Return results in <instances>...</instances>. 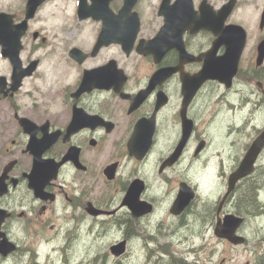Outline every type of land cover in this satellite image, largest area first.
Masks as SVG:
<instances>
[{
  "label": "flooded vegetation",
  "instance_id": "af4514ba",
  "mask_svg": "<svg viewBox=\"0 0 264 264\" xmlns=\"http://www.w3.org/2000/svg\"><path fill=\"white\" fill-rule=\"evenodd\" d=\"M21 25L19 79L2 42L12 43L4 27L13 36ZM230 25L246 32L237 74L229 87L200 83L204 69L233 70ZM263 42L264 0H0V246L13 249L0 264H81L78 237L99 229L121 236L103 259L139 251L143 264H264V148L225 200L211 202L202 177L224 186L264 133ZM227 107L243 114L228 134ZM230 216L237 244L216 230ZM163 219L177 231L161 243ZM181 229L190 233L179 240Z\"/></svg>",
  "mask_w": 264,
  "mask_h": 264
},
{
  "label": "rangeland",
  "instance_id": "374dc122",
  "mask_svg": "<svg viewBox=\"0 0 264 264\" xmlns=\"http://www.w3.org/2000/svg\"><path fill=\"white\" fill-rule=\"evenodd\" d=\"M61 69V68H60ZM63 69V68H62ZM228 108V107H227ZM243 114H237L236 118H233V114H230L229 108H228V112H223L222 113V125L225 126V128L227 129H223L222 131H225L226 134H228L231 130V127L233 126V122L237 119V118H241ZM238 122L242 121L240 119ZM242 129L244 131H248L250 128V125L248 123H242ZM226 136H223L221 138H219V141L225 140ZM233 140V137L230 139V141ZM233 143H241V141L239 140V138L235 137L234 141L230 144L227 145H223L221 146L222 148L219 150V152L224 153H228L229 148L232 147ZM227 182L225 183V185L223 186V182L222 180L218 183V187L221 193H223V191H225L227 189ZM208 192V190H207ZM241 193V191L239 192ZM235 201V199H234ZM238 206V202H235L233 204V209L234 207ZM234 211H237L234 209ZM163 222L165 224H168L167 226L170 227L171 226V230L175 227L174 226V221L170 220V219H163L161 220V223L163 225ZM162 226L160 229L157 228V231L160 230L161 232ZM97 230L92 231L91 233H89L88 235H81L78 237V241L75 243V252L77 254V256H79L81 259L84 258L83 262L81 264H99L100 263V258L103 257L105 252H108L107 249V243L110 242L111 240H113L115 237L119 236L116 231L114 229L105 231V230H100L98 234H95ZM153 232L156 234V230L153 229ZM179 233H190L189 230H182ZM137 246L133 247L132 249L139 247V248H143L145 246V241L144 240H139L136 242ZM144 254V253H143ZM232 255L230 256L231 259L236 260V255L235 253H231ZM145 255V254H144ZM86 257V258H85ZM146 257V255H145ZM165 258V257H164ZM219 258L223 260V257L221 255H219ZM241 259L245 260L250 258L249 253H242V255L240 256ZM218 256L215 255L214 256V260H217ZM144 260V256H139V251H132L131 257L130 258H126L125 260H123L122 258L119 260H112L110 261V264H134V263H139L140 261ZM74 264H80V263H74ZM225 264V263H224Z\"/></svg>",
  "mask_w": 264,
  "mask_h": 264
},
{
  "label": "water",
  "instance_id": "95a60500",
  "mask_svg": "<svg viewBox=\"0 0 264 264\" xmlns=\"http://www.w3.org/2000/svg\"><path fill=\"white\" fill-rule=\"evenodd\" d=\"M234 230H235V228H233V227H231V226H229V225L227 224V226H226V230H224V231H226V232H223V236L227 237L228 234L231 233V232H233Z\"/></svg>",
  "mask_w": 264,
  "mask_h": 264
}]
</instances>
